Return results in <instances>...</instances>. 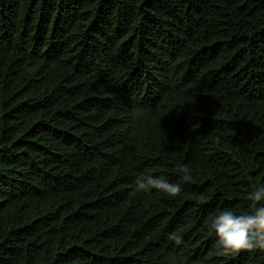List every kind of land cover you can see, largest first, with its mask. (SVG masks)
I'll return each instance as SVG.
<instances>
[{"label":"trees","instance_id":"1","mask_svg":"<svg viewBox=\"0 0 264 264\" xmlns=\"http://www.w3.org/2000/svg\"><path fill=\"white\" fill-rule=\"evenodd\" d=\"M260 186L264 0H0V264H264L211 229Z\"/></svg>","mask_w":264,"mask_h":264},{"label":"clouds","instance_id":"2","mask_svg":"<svg viewBox=\"0 0 264 264\" xmlns=\"http://www.w3.org/2000/svg\"><path fill=\"white\" fill-rule=\"evenodd\" d=\"M177 171L182 173V179L191 180L190 169L185 164H179ZM136 192H148L151 189L166 193L170 197L180 195V184H173L162 177H138ZM247 199L251 201L250 210L237 213L230 209L222 210L211 222V229L217 236V254L221 256L237 255L242 251H264V186L251 191ZM169 239L176 245L183 243L182 238L175 233Z\"/></svg>","mask_w":264,"mask_h":264}]
</instances>
